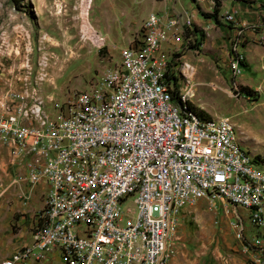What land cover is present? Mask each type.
<instances>
[{"label":"built area","instance_id":"obj_1","mask_svg":"<svg viewBox=\"0 0 264 264\" xmlns=\"http://www.w3.org/2000/svg\"><path fill=\"white\" fill-rule=\"evenodd\" d=\"M138 32L114 66L55 104L53 115L42 99L31 102L33 84L0 103V147L23 165L29 189L47 186L30 242L0 264H162L183 208L199 200L240 208L254 226L264 220V171L227 150L233 125L216 118L204 128L169 105L175 93L167 82L176 83L179 69L191 77L193 68L180 61L184 37L174 14L150 13ZM80 34L97 51L107 47L93 29ZM143 170L150 179L135 189ZM127 203L132 221L122 212Z\"/></svg>","mask_w":264,"mask_h":264},{"label":"rangeland","instance_id":"obj_2","mask_svg":"<svg viewBox=\"0 0 264 264\" xmlns=\"http://www.w3.org/2000/svg\"><path fill=\"white\" fill-rule=\"evenodd\" d=\"M216 1L214 21L205 17L215 0L207 6L200 0H92L85 17L107 45L97 51L81 38L83 0H22L19 10L0 0V103L33 84L32 95L53 115L55 104L85 91L118 62L119 50L139 34L149 13L174 14L184 37L180 61L193 67L191 77L179 69L177 95L187 94L193 110L210 118L204 120L227 119L239 145L264 169V0ZM10 160L0 152V259L10 254L7 238L27 231L40 207L17 186L20 177L6 174ZM122 210L132 221V204ZM165 264H264V220L251 225L246 211L217 201L186 205Z\"/></svg>","mask_w":264,"mask_h":264},{"label":"bare ground","instance_id":"obj_3","mask_svg":"<svg viewBox=\"0 0 264 264\" xmlns=\"http://www.w3.org/2000/svg\"><path fill=\"white\" fill-rule=\"evenodd\" d=\"M92 0H83L82 5H83V15H82V24H81V33L89 36L90 31L93 29L91 28L90 24L88 22V16L85 17L86 10L89 8V5L91 4ZM87 19V20H86ZM86 20V21H85ZM174 28H175V18H174ZM175 30H177L175 28ZM179 31V30H177ZM158 65V72L159 74H164V75H170V70L169 71H163L161 67ZM171 67V66H168ZM192 76V74H191ZM171 83V82H170ZM169 82H167V90L170 93H174L172 86ZM34 91V85H33V90ZM31 92V102L33 105H41V99L38 97L36 93L32 95ZM169 105L172 108H178L182 114L187 118V122H190L192 124H200L204 128H212L217 126V121H210V120H204L201 119L196 112L192 109V107L189 104V97L187 94H181L177 95V98H169ZM225 143L227 145V150L232 154V155H239L244 161H250L252 162L253 167L256 169V171H264V169H261L257 162L254 161L252 156L249 155V153L239 145L238 141L236 140L235 132L232 126H226V132H225ZM145 179H150V170H143V173H137L136 175V182H135V189H142L144 187V181ZM181 208V200H174L173 202V209H180ZM167 260V259H166ZM166 260L162 263L165 264Z\"/></svg>","mask_w":264,"mask_h":264},{"label":"crops","instance_id":"obj_4","mask_svg":"<svg viewBox=\"0 0 264 264\" xmlns=\"http://www.w3.org/2000/svg\"><path fill=\"white\" fill-rule=\"evenodd\" d=\"M174 18L177 19L176 17H174ZM170 72L172 73V68H171ZM0 152L1 153H7V154L9 153L7 151V149H5L4 147H0ZM10 161H11V164L8 167V173H6V174H8V177H10V178L16 177V176L21 178V180H19V182L17 183L18 184L17 186H20L24 192H28V194L30 195L29 198L31 201H36L40 204V207L38 209V211H39L42 207V202H43V198H44L46 191H47V186L40 183V184H36L35 186H33L32 189H29V184L26 180V174H25V169L23 168V165L18 164L12 160H10ZM35 215L36 214L33 215L32 219L30 218L28 220L29 226H28L27 231H25V229H24L23 232L19 236L14 237V238H7V241H5L6 242L5 244L7 245V248L9 249L7 253H10V254L8 256H2L0 261H2L3 259L9 258L11 256V254H13L17 249H19L23 245H26L30 242V231H31V228L33 227V225L35 223ZM52 263H54V261H52V259L51 260L48 259V261L45 262L44 264H52Z\"/></svg>","mask_w":264,"mask_h":264},{"label":"trees","instance_id":"obj_5","mask_svg":"<svg viewBox=\"0 0 264 264\" xmlns=\"http://www.w3.org/2000/svg\"><path fill=\"white\" fill-rule=\"evenodd\" d=\"M8 2L11 4V6L15 9V10H19L20 7H21V3H22V0H8ZM220 5L218 3V1L215 0V6L214 8L212 9V12L210 15H207L205 18L207 19H213L215 21L216 19V16H217V13H218V9H219ZM197 44H199V40L198 39H195V43H194V46L193 47H196ZM174 86H175V83H174ZM175 98H177V93H178V89L177 87L175 86ZM248 92V91H247ZM243 94H246L243 92ZM191 106V105H190ZM193 109V108H192ZM195 111V110H194ZM196 112V111H195ZM196 114L200 117V118H203V119H210L209 117H207L206 115H204L202 112H199L197 111Z\"/></svg>","mask_w":264,"mask_h":264}]
</instances>
